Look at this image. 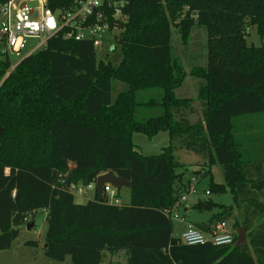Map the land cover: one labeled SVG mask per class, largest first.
Masks as SVG:
<instances>
[{
  "label": "trees",
  "instance_id": "1",
  "mask_svg": "<svg viewBox=\"0 0 264 264\" xmlns=\"http://www.w3.org/2000/svg\"><path fill=\"white\" fill-rule=\"evenodd\" d=\"M74 1L46 0V7L61 13ZM126 14L104 59L92 44L60 36L12 71L0 53V251L44 210V255L57 262L69 256L72 264H114L122 253L123 264H264V136L235 125L264 115V46H248L245 35L254 28L264 40V0H130ZM196 28L205 31L207 57L204 67L189 71L198 80L193 100L175 94L187 74L173 30L186 46ZM58 128L78 145L72 158L94 155L93 166L52 164ZM162 132L169 145L159 154L138 152L134 135L152 139ZM81 146L93 154L82 155ZM178 151L203 167H220L222 184L207 171L209 193L229 190L232 204L198 202L194 209L211 214L195 226L209 233L227 224L231 245L185 246L173 236L162 211L189 183L185 170L176 172L186 167ZM107 172L130 184L129 203L110 205L94 189L92 201L75 204L67 188L95 185ZM242 226L247 241L240 249L234 245Z\"/></svg>",
  "mask_w": 264,
  "mask_h": 264
},
{
  "label": "built area",
  "instance_id": "2",
  "mask_svg": "<svg viewBox=\"0 0 264 264\" xmlns=\"http://www.w3.org/2000/svg\"><path fill=\"white\" fill-rule=\"evenodd\" d=\"M129 3L130 0H75L68 10L53 13L46 7V0H8L0 6V53L4 56L9 53L19 54L25 49L28 40H36V46L25 59L44 50L49 40L60 36L63 40L88 42L96 52L103 49L97 55L110 54L114 50L115 40L123 30L121 25L127 21ZM18 64L11 65L10 71ZM195 184V180L189 181L187 189L179 192L174 206L162 211L171 222L175 220L184 223V230L178 237L179 243L185 246L231 245L233 237L227 224L220 223L209 233H203L194 224L185 222L180 215L190 197L198 193ZM94 187L71 185L67 190L71 194L85 197ZM103 193L108 195V204H122L111 186L105 185ZM204 194L210 195L208 190Z\"/></svg>",
  "mask_w": 264,
  "mask_h": 264
},
{
  "label": "rangeland",
  "instance_id": "3",
  "mask_svg": "<svg viewBox=\"0 0 264 264\" xmlns=\"http://www.w3.org/2000/svg\"><path fill=\"white\" fill-rule=\"evenodd\" d=\"M246 35V42L248 46H254L256 48H261L264 46V40H260L257 36L256 31L254 28H246L245 29ZM36 40H28L25 49L19 54H12L9 53L5 56V58L12 64H18L28 53L32 51V49L36 46ZM173 48L175 49L176 55L180 58L183 66L186 69L187 77L183 82L182 86L175 91V94L179 98L185 99H197V83L198 80L193 79L189 76V71L192 66H199L204 67L206 65V57H207V50H206V34L204 29L196 28L192 34V40L186 46L183 45L179 39L176 30H173ZM103 49L97 50L98 54H101ZM98 58L104 59V55H97ZM119 87H117V91ZM195 108H199L198 101L194 103ZM200 115V114H199ZM198 115V116H199ZM244 119H240V121H235V125H238L239 128L243 126L247 127L254 126L251 132H257L264 136V115L259 116H251L243 117ZM201 119L199 117H192L190 119L191 123H195L196 120ZM68 128V127H63ZM61 128V129H63ZM60 129L54 130V147L52 152V164H59V165H74V159L72 158L74 151L78 148L76 143L70 144L68 139H65L68 136L69 131H64V133H60ZM86 132V131H83ZM241 132H244L241 130ZM76 133V132H75ZM65 136V137H64ZM85 136L82 137L81 141L84 144H91V141L87 142L85 140ZM133 143L136 146L138 152L145 156L157 155L159 154L163 148L169 145L168 141V134L166 132H162L158 134L156 137L149 139L143 135H134L133 136ZM264 143V140L261 141ZM84 147V146H81ZM81 150V149H80ZM92 150V148H91ZM88 149V146L82 149L81 154L91 155V152ZM105 150H101L100 154ZM79 154V156H81ZM94 155H91L93 158ZM176 156L181 160H184L186 167L182 169L176 170V172L180 173L184 170V179L191 181H196V189L198 193L193 195L188 200V205L191 207L197 199L200 202H211L217 205L229 206L232 204V195L229 190H226L224 193H210V195H205L204 192L206 190L209 191V183L210 180L207 177V171L210 169L212 171V176L215 179V183H224L223 175L221 169L218 165H214L212 168L209 167H199L198 162L199 160L197 157L187 154L183 151H178ZM197 161V162H196ZM197 164H195V163ZM205 176V177H204ZM200 177L202 179L199 181ZM75 204L77 205H84L86 204V199L84 197H79L77 194L73 193ZM86 197V196H85ZM87 198V197H86ZM130 195L129 190L126 188H122L119 193V200L123 204L129 203ZM182 210L180 215L182 216ZM213 212H216L213 210ZM194 217L192 219L196 220V217H200L201 214L194 212ZM203 216H208V212L202 213ZM210 215V214H209ZM191 219V218H190ZM28 223L33 224L34 226L28 230L27 223L20 227V232L18 238L12 244L11 248L5 251H0V264H72L71 258L67 256L63 262H57L52 259L47 258L44 255V235L47 230V223H46V215L43 210L37 211L32 217L27 220ZM192 221V220H190ZM173 230L177 234H181V224L179 221H172ZM185 227V226H184ZM26 242H37V247H28L25 245ZM120 256H116L113 259L114 264H123V255L120 253ZM104 264H107L105 261Z\"/></svg>",
  "mask_w": 264,
  "mask_h": 264
},
{
  "label": "water",
  "instance_id": "4",
  "mask_svg": "<svg viewBox=\"0 0 264 264\" xmlns=\"http://www.w3.org/2000/svg\"><path fill=\"white\" fill-rule=\"evenodd\" d=\"M1 133V128H0ZM105 185L111 186L117 193L121 191L122 188H126L130 190V184L123 178L116 177L112 172H107L105 174L100 175L97 177L95 182V190L102 195L103 194V188ZM34 225L28 224L27 229L30 230ZM247 241V234H246V228L245 227H239L236 229V241H235V247L237 248H243Z\"/></svg>",
  "mask_w": 264,
  "mask_h": 264
},
{
  "label": "crops",
  "instance_id": "5",
  "mask_svg": "<svg viewBox=\"0 0 264 264\" xmlns=\"http://www.w3.org/2000/svg\"><path fill=\"white\" fill-rule=\"evenodd\" d=\"M74 161L75 162H73V166H77V165H85V166H93V158L91 157V156H89L87 159H84V160H82V161H79L78 160V158L76 159V157H74ZM179 161H182L184 164H185V162H184V160H181V159H179ZM197 162V161H196ZM199 162V161H198ZM195 163V162H194ZM195 164H197V163H195ZM69 166H71V165H69ZM198 166L199 167H203L201 164H199L198 163ZM181 173V172H180ZM185 176V175H184ZM184 176H183V181H189V180H186V179H184ZM205 177V176H204ZM208 177V176H207ZM209 178V177H208ZM202 179V177H200V179H199V181ZM218 183V182H217ZM218 184H221V183H218ZM93 191H94V189L93 190H89L88 191V193H87V195H86V197H84L85 199H86V203L88 202V201H92V199H93ZM120 193V192H119ZM75 202V201H74ZM198 202H200L198 199L193 203V204H191L192 206L190 207L189 205H188V203H186L185 204V206L183 207V213H182V218L184 219V221L185 222H190V223H192V224H194V225H197V224H200V223H204V222H207L208 221V219H209V214H211V211H208V210H206V211H197L196 209H194L193 207H194V205H196ZM44 211V210H43ZM194 212H196V213H198V214H201V216L198 218V217H196V220H194V219H192V217H194ZM204 212H208L209 214H208V216H203V214L202 213H204ZM44 213H45V215H46V211H44ZM191 218V219H190ZM190 220H192V221H190ZM181 224H179L180 226H181V230L180 231H183L184 230V223H182V222H180ZM20 229V228H19ZM20 231V230H19ZM173 236L175 237V238H178L179 237V234L177 233H175L174 232V230H173ZM121 254H118V256H120ZM116 257V256H115ZM122 258V257H121ZM112 259H114V257L112 258ZM114 263V262H113Z\"/></svg>",
  "mask_w": 264,
  "mask_h": 264
}]
</instances>
